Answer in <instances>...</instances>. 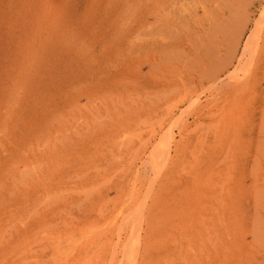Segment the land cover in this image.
<instances>
[{
	"label": "rangeland",
	"instance_id": "obj_1",
	"mask_svg": "<svg viewBox=\"0 0 264 264\" xmlns=\"http://www.w3.org/2000/svg\"><path fill=\"white\" fill-rule=\"evenodd\" d=\"M0 264H264V0H0Z\"/></svg>",
	"mask_w": 264,
	"mask_h": 264
},
{
	"label": "bare ground",
	"instance_id": "obj_2",
	"mask_svg": "<svg viewBox=\"0 0 264 264\" xmlns=\"http://www.w3.org/2000/svg\"><path fill=\"white\" fill-rule=\"evenodd\" d=\"M253 49H254V48H253ZM246 59H247V58H246ZM246 59H245V60H246ZM247 70H248V69H247ZM167 147H168V146H167ZM130 261H131V260H130Z\"/></svg>",
	"mask_w": 264,
	"mask_h": 264
}]
</instances>
